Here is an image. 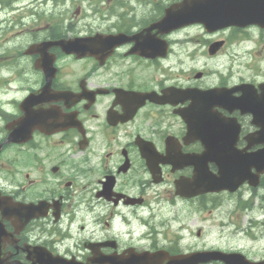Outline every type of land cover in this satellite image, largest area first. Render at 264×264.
<instances>
[{
	"label": "flooded vegetation",
	"instance_id": "obj_1",
	"mask_svg": "<svg viewBox=\"0 0 264 264\" xmlns=\"http://www.w3.org/2000/svg\"><path fill=\"white\" fill-rule=\"evenodd\" d=\"M75 1L67 21L34 20L25 5L7 7L0 25L1 263L193 251L191 214L210 223L240 206V190H202L222 169V116L233 135L238 124L236 149H264L241 112L264 109V23L159 26L182 0ZM235 3L264 12V0ZM191 6L222 11V0ZM62 38L77 52L37 47Z\"/></svg>",
	"mask_w": 264,
	"mask_h": 264
},
{
	"label": "rangeland",
	"instance_id": "obj_2",
	"mask_svg": "<svg viewBox=\"0 0 264 264\" xmlns=\"http://www.w3.org/2000/svg\"><path fill=\"white\" fill-rule=\"evenodd\" d=\"M13 1L14 5L25 6L26 9L30 6L36 7L34 11L37 13H52L51 20L57 21L61 13V18L66 21L74 16L77 2L75 0H60L59 3L53 0H46L41 6L36 0H4ZM42 1V0H41ZM36 2V4H34ZM36 5V6H35ZM59 9L60 11L53 10ZM34 20H37V15H30ZM256 196L250 194L248 190H244L243 202H249L250 207L246 210L240 205L239 209L234 213L233 217H228L226 209L229 206H222V217L211 219L210 223L201 222L200 216L191 214L195 217L193 226H189V233L186 236L187 241L193 249L203 248H220L241 249L250 256H261L264 253V239H260L264 235V188L260 187L255 190ZM232 201L234 199L232 198ZM242 207V208H241ZM213 217V215H212ZM253 219L255 224L250 226L249 219ZM172 225V224H171ZM203 226L204 234L201 237L196 235L197 228Z\"/></svg>",
	"mask_w": 264,
	"mask_h": 264
},
{
	"label": "water",
	"instance_id": "obj_3",
	"mask_svg": "<svg viewBox=\"0 0 264 264\" xmlns=\"http://www.w3.org/2000/svg\"><path fill=\"white\" fill-rule=\"evenodd\" d=\"M245 7V10L238 11L233 7V4L226 6L225 0H222V8H224L222 9V21L225 20L226 22L236 16L244 17L243 19L249 21H255L261 16H264L263 13L251 11L250 5ZM239 17L237 18L239 19ZM54 42L61 45L66 52L76 51L77 45L74 40H58ZM226 142L227 140L222 134V149L228 151L222 154V169L219 167V176H211L207 180L205 189L202 190L218 191L220 189H228L233 191L244 180H248V183L254 186L259 182V175L261 172H264V164L260 162L261 159L264 161V151L258 154L259 158L255 155H248L243 152L242 154L230 152L228 147L224 144ZM252 166L256 167L257 172L251 173L250 169ZM210 260H221L225 264H264L263 262L247 260L240 253H225L219 250L196 251L174 256L164 252L143 253L140 257L133 255L120 262L116 259L114 261L112 259H105V262H110V264H136L135 261L137 264H199Z\"/></svg>",
	"mask_w": 264,
	"mask_h": 264
}]
</instances>
